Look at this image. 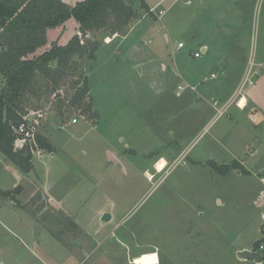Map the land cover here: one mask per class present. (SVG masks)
I'll return each instance as SVG.
<instances>
[{
    "label": "rangeland",
    "instance_id": "rangeland-1",
    "mask_svg": "<svg viewBox=\"0 0 264 264\" xmlns=\"http://www.w3.org/2000/svg\"><path fill=\"white\" fill-rule=\"evenodd\" d=\"M165 20L140 36L143 64L126 56L131 38L113 61L115 44L100 45L93 62L76 56V69L60 81L63 110L42 75L21 98L55 151L36 154L34 169L26 173L0 150V190L11 191L0 193V264H135V256L153 251L159 264H257L244 259L239 248L264 245V204L257 205L264 191V129L245 112L232 116L235 104L205 129L215 108L200 96L195 104L185 95L176 97L189 48L174 53L175 40L185 36L172 32L167 42ZM129 28L111 40L101 39L104 31H91L84 40L109 43ZM78 30L75 18L67 21L59 42L66 44ZM57 31L49 33L51 41ZM76 81L89 86L81 99L72 86ZM4 82L0 74V86ZM199 103L210 107L208 113H200ZM248 142L258 150L254 156L245 148ZM231 150L247 158L248 171L234 172L242 168L238 161L230 174L214 168L210 154L222 164L232 160ZM163 156L168 161L160 172ZM42 179L83 227L46 207ZM105 211L112 214L110 221L101 220ZM260 252L264 257V249Z\"/></svg>",
    "mask_w": 264,
    "mask_h": 264
},
{
    "label": "crops",
    "instance_id": "crops-1",
    "mask_svg": "<svg viewBox=\"0 0 264 264\" xmlns=\"http://www.w3.org/2000/svg\"><path fill=\"white\" fill-rule=\"evenodd\" d=\"M63 1L68 3L70 0ZM261 1L262 0H195L193 4L188 5L181 2V0H145L148 7L157 6L158 10H164L161 19L156 13L144 11L137 20L132 21V23L130 22V28L121 38L117 40V37H113L112 41L101 45L110 47L115 44L114 47L111 48L113 52L110 56V59L113 61L114 55L120 54L123 42L131 38L130 41L132 43L130 42L131 46L126 52V56H128L129 60L132 62L143 64L144 53L141 48L140 36L144 31L155 27V22L157 20L163 21V19H166L165 25L168 28V32H164L163 34L167 42H172V32L175 34L176 31H181L185 36V39H176V44H172V48L175 47L173 49L174 53L180 52L186 47L189 48L188 55H186L188 56V61L184 60V64L188 65L185 67V72L180 74L179 77L181 80L182 78L184 79L182 82L195 87V90H184L181 96L177 95V89L176 97L185 95L187 102L195 104L193 99L200 96L207 102H210L209 105L213 108L214 106L211 103L213 99L224 103L234 94L246 72L250 57L253 56L256 64L264 62V0L262 3ZM178 2H181V6L176 8ZM257 11L258 17H256ZM71 19L72 18L67 21ZM65 23L48 29V41L46 45L38 49L36 54H40L49 48L53 41L61 44L59 42L61 37L60 33ZM56 29L58 33L55 36L60 34V37L57 36L56 39L51 41L49 39V33ZM158 30L159 29H157V31ZM116 40L117 42L115 43L114 41ZM179 42H183L184 47L177 49L176 45ZM197 52L200 53V56H195ZM94 60H92V62ZM124 62L127 61L124 60ZM162 65L166 67V64L162 63ZM212 73H216V76L212 77ZM182 82H178V85ZM4 83H2V85H4ZM246 99L247 105L245 107L235 105L236 109L233 111L232 116H237L238 113L245 112L247 118H249L257 129H264V68L261 69L260 75L256 77L255 84L248 88ZM199 105V110L202 115L208 113L210 110L207 104L205 106L203 103H199ZM93 110L95 109L93 108ZM96 113L98 114L97 111ZM212 118L213 117L210 119ZM85 119L87 120V118ZM210 119L209 122L211 121ZM33 120L39 124L36 114H33L32 121ZM245 148H249L248 152L251 153L249 156H254V154L258 152L257 148L252 149L251 142L245 143ZM230 154L232 155L231 161H238L242 167L241 169H234V172L241 174L243 170L248 171L244 163L247 161V158H245V161L242 160L237 156L234 150H231ZM35 156L36 155H34V157ZM161 158L166 159L164 156L159 159ZM209 160L217 164L220 162L213 154H210ZM166 161L168 160L166 159ZM230 162H223L222 164H230ZM219 165L221 164L219 163ZM231 172L232 170L226 174H230ZM40 189L47 197L51 207L64 210L72 218V224L74 223V225L78 227H83L82 224L76 220L75 214L73 215L65 210V200L51 192L50 183L46 179H42ZM263 199L264 191H260L257 196L258 206L262 207L263 203L261 202ZM220 201L222 200L220 199ZM239 249L241 251L250 250L247 246H242ZM255 262H257V264L262 263L258 261Z\"/></svg>",
    "mask_w": 264,
    "mask_h": 264
},
{
    "label": "trees",
    "instance_id": "trees-1",
    "mask_svg": "<svg viewBox=\"0 0 264 264\" xmlns=\"http://www.w3.org/2000/svg\"><path fill=\"white\" fill-rule=\"evenodd\" d=\"M141 7L150 12L145 0H80L74 5L63 0H0V74L5 78L4 85L0 86V150L23 172L30 173L34 169V154L30 145L15 146V129L30 113L24 111L20 100L36 76L46 77L60 97L61 79L76 69L74 58H96L101 41L96 38L85 41V36L91 31H104L101 39L119 34L141 15ZM70 18L78 21L79 31L66 44L53 41L49 48L36 54L48 41V29ZM53 62L56 67L52 66ZM72 86L78 87V99L89 91L87 82L76 81ZM37 140L44 151H55L54 145L39 131ZM235 164L237 161L221 165L213 161L214 168L223 173ZM0 193L10 196L11 191L0 190ZM45 205L72 223L64 210L49 205L46 196ZM261 244L262 241L258 242L254 249Z\"/></svg>",
    "mask_w": 264,
    "mask_h": 264
},
{
    "label": "built area",
    "instance_id": "built-area-1",
    "mask_svg": "<svg viewBox=\"0 0 264 264\" xmlns=\"http://www.w3.org/2000/svg\"><path fill=\"white\" fill-rule=\"evenodd\" d=\"M183 1L184 3L188 5H191L195 2V0H183ZM150 12L156 13V15L160 19L162 15L164 14V10L162 9L158 10L157 6L150 7ZM107 38H108L107 40H111V37L108 36ZM183 47H184L183 42H179L177 44V49H180ZM195 56H200V53L199 52L195 53ZM262 68H264V62L256 64L253 56L250 57L246 72L242 80L240 81L239 85L237 86L234 94L224 103H221L219 100H215V99L212 100V104L216 112L205 129H208L213 123H215L220 117H222L230 109V107L233 104L239 107H245L247 105L246 93L248 91V88L255 84L256 77L260 75ZM215 76H216V73H212V77H215ZM177 89H178L177 95L181 96L184 90L186 89L195 90V87L189 84H185V85L179 84L177 86ZM35 124H36V121L28 120L27 117H25V119L21 121V123L15 129L16 135H17L16 140H15V146L23 147L24 145H30L34 155L36 154L41 155L45 151L40 147L38 143V140H37L38 129ZM180 157H183V155ZM179 161H180V158L177 160V163ZM157 169L159 170V167ZM260 179L264 184V176H262ZM262 209L263 211L261 213V217L264 219V206ZM263 249H264V245L261 244L258 249H253V250L261 251Z\"/></svg>",
    "mask_w": 264,
    "mask_h": 264
},
{
    "label": "water",
    "instance_id": "water-1",
    "mask_svg": "<svg viewBox=\"0 0 264 264\" xmlns=\"http://www.w3.org/2000/svg\"><path fill=\"white\" fill-rule=\"evenodd\" d=\"M57 103L60 106V108L63 110L64 109V100L63 97H58L57 98ZM28 120H32L33 119V113H29L27 116ZM264 204V199L262 200V202ZM112 219V214L108 211H105L102 213L101 215V220L102 221H110ZM240 255L245 258V259H253L256 260L258 262H263V255L260 251H255V250H244V251H240Z\"/></svg>",
    "mask_w": 264,
    "mask_h": 264
},
{
    "label": "bare ground",
    "instance_id": "bare-ground-1",
    "mask_svg": "<svg viewBox=\"0 0 264 264\" xmlns=\"http://www.w3.org/2000/svg\"><path fill=\"white\" fill-rule=\"evenodd\" d=\"M167 166V161L166 159H162L161 162L159 163V171H163L165 169V167ZM147 176L149 177V180H153L154 176L152 173L148 172ZM160 261V257L157 254V252H145V253H141L138 256H135L133 258V263L135 264H159Z\"/></svg>",
    "mask_w": 264,
    "mask_h": 264
}]
</instances>
